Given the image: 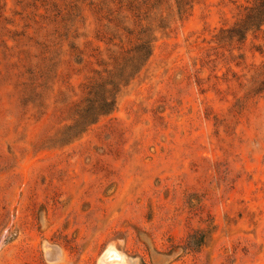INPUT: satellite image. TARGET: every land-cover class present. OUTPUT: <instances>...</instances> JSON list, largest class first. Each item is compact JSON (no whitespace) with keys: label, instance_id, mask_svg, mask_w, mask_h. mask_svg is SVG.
<instances>
[{"label":"rangeland","instance_id":"374dc122","mask_svg":"<svg viewBox=\"0 0 264 264\" xmlns=\"http://www.w3.org/2000/svg\"><path fill=\"white\" fill-rule=\"evenodd\" d=\"M191 1L0 0V264H264V25Z\"/></svg>","mask_w":264,"mask_h":264},{"label":"trees","instance_id":"16d2710c","mask_svg":"<svg viewBox=\"0 0 264 264\" xmlns=\"http://www.w3.org/2000/svg\"><path fill=\"white\" fill-rule=\"evenodd\" d=\"M154 5L162 0H154ZM191 0H175L178 13H185L191 7ZM249 2V1H248ZM130 8H134L132 5ZM134 10V9H133ZM264 25V0H252L246 6L242 7L238 18L234 24L228 28H222L219 32L217 40L235 41L238 44L246 40L248 33H256L262 30ZM151 55V42L146 35L141 39L139 45L135 47V55L127 58L124 65L118 69L117 77L120 82L126 84L135 74L141 70L143 62ZM112 82V76L109 77ZM112 85L114 82L111 83ZM115 100L105 99L103 104L99 106V111L103 114L109 113L113 109ZM112 105V109H111ZM99 111H95L96 113ZM94 114V113H93Z\"/></svg>","mask_w":264,"mask_h":264},{"label":"bare ground","instance_id":"6f19581e","mask_svg":"<svg viewBox=\"0 0 264 264\" xmlns=\"http://www.w3.org/2000/svg\"><path fill=\"white\" fill-rule=\"evenodd\" d=\"M126 260L123 255L113 246H109L100 258V264H125Z\"/></svg>","mask_w":264,"mask_h":264}]
</instances>
